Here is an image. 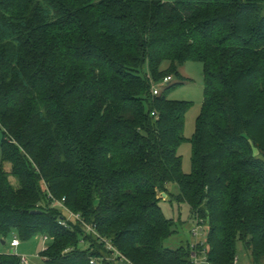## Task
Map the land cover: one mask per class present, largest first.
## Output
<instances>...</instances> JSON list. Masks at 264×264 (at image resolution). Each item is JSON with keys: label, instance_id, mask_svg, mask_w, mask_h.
<instances>
[{"label": "trees", "instance_id": "16d2710c", "mask_svg": "<svg viewBox=\"0 0 264 264\" xmlns=\"http://www.w3.org/2000/svg\"><path fill=\"white\" fill-rule=\"evenodd\" d=\"M188 62L205 90L185 174L192 104L151 89ZM0 131L1 242L46 236L47 264H126L106 242L129 264H236L238 245L264 264V0H0ZM169 183L208 227L195 249L165 247Z\"/></svg>", "mask_w": 264, "mask_h": 264}, {"label": "rangeland", "instance_id": "374dc122", "mask_svg": "<svg viewBox=\"0 0 264 264\" xmlns=\"http://www.w3.org/2000/svg\"><path fill=\"white\" fill-rule=\"evenodd\" d=\"M163 1L175 2L178 0ZM179 72L180 78L173 76V81L170 86L163 84L162 82L157 83V86L161 92H164L169 87L173 86L168 92V99L172 101L189 102L192 104L186 116L184 137L187 141L181 145L178 151L183 160V172L185 174H190L192 171V144L190 140L196 132V123L201 115L204 103V66L199 62H188L180 68ZM2 138L3 133L0 131V140H2ZM0 166H2L6 172H11V165L3 161L1 147ZM10 180L14 185L18 184L12 176L10 177ZM167 189L168 194L160 193L158 196V198L161 199L160 207L165 218L174 222L177 233L165 242V247L171 250H176L181 246H186L187 244H190L191 246L194 244H205L208 235L207 225L200 223L203 228L200 230L198 237L194 236L193 230L198 228V220L193 215L188 204L175 200V197L179 196L181 193L179 185L176 183H169L167 185ZM14 238L20 241V247L17 251L10 247V243ZM6 243H8V245H3L0 240V255L10 254L17 257H26L29 264H47L42 258V252L44 251L45 246H48V242L45 243L44 241V236L39 235L28 241H22L16 234H12L6 239ZM82 248L86 249V246H82ZM204 252L205 250H203L202 254ZM196 254L197 253H195V256L199 261L197 264H204L203 256H197ZM237 260L238 264H252L250 252L246 251L242 245H238Z\"/></svg>", "mask_w": 264, "mask_h": 264}, {"label": "built area", "instance_id": "2783aa9c", "mask_svg": "<svg viewBox=\"0 0 264 264\" xmlns=\"http://www.w3.org/2000/svg\"><path fill=\"white\" fill-rule=\"evenodd\" d=\"M172 81H173V78L169 76V77H166L163 80L162 83L169 86L172 83ZM151 91H152V94L155 95V96L159 95L160 92H161V90L158 88L157 84L154 83V82L152 83ZM152 115L156 116L155 113H152ZM57 204L61 208H64V210H65V212L67 214V219L66 220H62L60 222V224L62 226L67 227L68 226V221L74 220V221H77V222L81 223L84 226V228L86 229L87 232L96 234L94 227L89 225V224H86L79 214H75V213L71 212L70 210H68L67 208H65V206L63 205V202H58ZM198 224H199L198 228L193 230V235L196 236V237H198L200 230H202V228H203V226L199 222H198ZM44 241H45V243H47L49 241L48 237L45 236L44 237ZM106 243H107V248H108L109 251L112 252L111 255L113 256L114 259L119 258L120 263L129 264V261H127V259L110 242H106ZM199 245H201V244H194V245H192V248L195 249ZM10 246H11L12 249H17L20 246V241L15 238V239L12 240ZM47 249H48V246L46 245L45 248H44V251L47 250ZM203 254H205V252ZM194 258H195V264L199 263L198 258H196L195 255H194ZM20 260H21V264H29V261H28V259L26 257H20ZM203 262H204V264H210V263L207 262L206 256H203ZM235 263L238 264V260H236ZM91 264H94V261H91Z\"/></svg>", "mask_w": 264, "mask_h": 264}, {"label": "water", "instance_id": "95a60500", "mask_svg": "<svg viewBox=\"0 0 264 264\" xmlns=\"http://www.w3.org/2000/svg\"><path fill=\"white\" fill-rule=\"evenodd\" d=\"M40 212L39 211H34L32 212L33 215H36V214H39ZM5 244V242H3Z\"/></svg>", "mask_w": 264, "mask_h": 264}, {"label": "crops", "instance_id": "0c3cea01", "mask_svg": "<svg viewBox=\"0 0 264 264\" xmlns=\"http://www.w3.org/2000/svg\"><path fill=\"white\" fill-rule=\"evenodd\" d=\"M3 242H5V241L2 240V244H3V245H6V242H5V244H4ZM19 247H20V246H19ZM19 247H18V248H19ZM18 248H17V249H18ZM17 249H15V250L17 251Z\"/></svg>", "mask_w": 264, "mask_h": 264}]
</instances>
